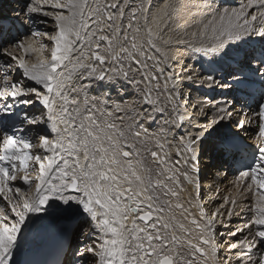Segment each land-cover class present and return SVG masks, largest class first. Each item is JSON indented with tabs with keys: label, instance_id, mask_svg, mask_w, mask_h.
<instances>
[{
	"label": "snow or ice",
	"instance_id": "snow-or-ice-1",
	"mask_svg": "<svg viewBox=\"0 0 264 264\" xmlns=\"http://www.w3.org/2000/svg\"><path fill=\"white\" fill-rule=\"evenodd\" d=\"M20 12L0 16V264H49L38 255L73 224L56 264H264V0H24ZM185 84L233 99L193 103ZM204 156L217 179L236 177L211 210Z\"/></svg>",
	"mask_w": 264,
	"mask_h": 264
},
{
	"label": "bare ground",
	"instance_id": "bare-ground-1",
	"mask_svg": "<svg viewBox=\"0 0 264 264\" xmlns=\"http://www.w3.org/2000/svg\"><path fill=\"white\" fill-rule=\"evenodd\" d=\"M229 1L230 0H223V2L227 5H229ZM235 3L238 4L243 2V0H234ZM24 3V0H15V4H13V7H9L8 5L11 4V0H0V14L3 13H8L10 14V10L15 11L14 14L16 13V15H21L23 16V13L20 12V9L22 7ZM50 10V9H49ZM10 12V13H9ZM42 17H38V19H41ZM49 20V26H48V30H50V26H51V18H48ZM41 30H45V28L43 26H41ZM181 53L183 54V60L181 61V63L183 64H187L188 67L191 69V65L188 62V56L190 54V51L186 50V49H180ZM31 59L34 61L35 60V56L31 57ZM174 67H176V65H173ZM197 86V85H196ZM195 86V87H196ZM182 87L184 88V91L186 93L191 92L193 95V103L198 102L199 100H203V97H197L196 92H195V87H188L186 84L182 85ZM93 94H98V93H93ZM40 108L39 104H36L34 106V108L32 106H29V110H35ZM191 111V109H190ZM247 132V131H246ZM253 130L251 128L248 129V136H251ZM202 176L204 179V185H203V190L200 196L199 193V199L204 203L205 207L209 210L216 208L221 202L222 199L225 195H227L230 192H233V186L232 183L230 182V180H228L227 178H220L217 179L216 176L214 175L216 169L215 168H208L205 167V165H209L210 163H208V159H202ZM189 187V192H185L183 195L185 197H190V193H191V189L190 186ZM195 211V210H193ZM245 220V215H241V217L237 218V217H233L232 221H231V225L230 227L234 230L236 227H242L243 223ZM218 232L221 234H224V238L228 239L227 237V232L229 230L228 227H219L218 226ZM220 243H223V241H219ZM70 249L74 246V238L71 241L70 244ZM69 249V253L70 252ZM69 257V254L66 256V258Z\"/></svg>",
	"mask_w": 264,
	"mask_h": 264
},
{
	"label": "rangeland",
	"instance_id": "rangeland-1",
	"mask_svg": "<svg viewBox=\"0 0 264 264\" xmlns=\"http://www.w3.org/2000/svg\"><path fill=\"white\" fill-rule=\"evenodd\" d=\"M230 1H231V0H230ZM229 5H230V6H232L230 3H229ZM10 12H11V14H12V13H14L15 11H13V10H10ZM10 12H9V13H10Z\"/></svg>",
	"mask_w": 264,
	"mask_h": 264
}]
</instances>
